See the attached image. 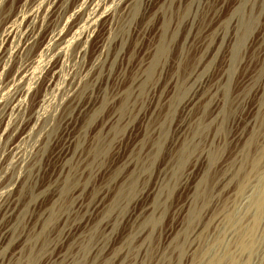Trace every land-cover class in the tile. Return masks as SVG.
Segmentation results:
<instances>
[{
	"label": "rangeland",
	"instance_id": "obj_1",
	"mask_svg": "<svg viewBox=\"0 0 264 264\" xmlns=\"http://www.w3.org/2000/svg\"><path fill=\"white\" fill-rule=\"evenodd\" d=\"M46 1L0 0L1 92L13 89L19 69L29 71L23 84L29 93L19 97L23 106L17 108L9 98L10 109L0 113V195L14 188L21 208L13 219V243L1 260L7 263L19 237L28 235L30 242L18 252L34 255L33 264L64 259L71 264H160L171 236L197 235L199 230L200 239L209 241L229 231L232 216L242 224L236 229L246 225L241 217L247 193L253 189L257 194L264 178V0H136L83 39L79 36L88 27L89 14L103 0H93L81 13L74 9L80 0H59L58 14L31 18L35 11L43 12ZM14 24L21 33H39L29 54L11 55L20 34L4 42ZM59 31L70 33L60 61L55 52L46 57L41 50ZM211 37L218 39L208 51ZM205 40L202 50L199 43ZM79 45L82 52L76 50ZM163 47L151 78L140 85L138 77L147 75L148 64ZM116 49L121 58L113 61ZM106 55L109 76L100 67L93 69ZM48 58L57 64L56 74L50 84L45 75L35 84L34 75ZM199 75L217 89L216 113L206 103L187 113L181 110ZM72 82L83 84L78 110L67 98ZM123 100L128 108L120 112ZM182 126L187 131H179ZM195 126L201 131L194 135ZM67 149L69 156L63 159ZM202 153L210 159L198 162ZM259 222L257 263L264 258V217ZM70 228L79 229L74 238L80 241L64 238ZM95 246L98 253L91 251ZM121 249L125 254L113 263Z\"/></svg>",
	"mask_w": 264,
	"mask_h": 264
},
{
	"label": "bare ground",
	"instance_id": "obj_2",
	"mask_svg": "<svg viewBox=\"0 0 264 264\" xmlns=\"http://www.w3.org/2000/svg\"><path fill=\"white\" fill-rule=\"evenodd\" d=\"M58 1L59 0H48L45 2V6H44V10L43 12L40 11H35V13L31 14L30 17L31 18H35L37 19V17H39L40 15H45L47 17L50 16H54L55 14H58L61 9H62V4L58 5ZM136 0H103V5L98 6V8L96 7L98 5V3H96L97 5L95 6L96 9L91 12L87 18V23H88V27L84 30L81 31V34L79 36L80 39H83L85 37H87L89 34L93 33L95 31V29L97 28V26L103 22V24H108L110 22H112V18L114 15V12L116 10L120 11H126L125 9H130V7L132 8L133 4L135 3ZM93 0H80L76 6V13H81L84 10H87L90 5L92 4ZM99 2V1H98ZM102 2V1H100ZM95 5V3H94ZM93 5V6H94ZM92 6V7H93ZM42 8V7H41ZM40 9V8H39ZM93 9V8H91ZM90 9V10H91ZM89 10V11H90ZM117 12V11H116ZM118 12V13H119ZM86 13V12H85ZM88 14V13H87ZM83 16V15H82ZM115 16V15H114ZM39 19V18H38ZM115 19V17L113 18ZM114 23V22H113ZM16 24L12 25L8 30L7 33L4 36V42L14 39L18 34H20V40H18V44L15 43V47H13L14 49L11 51V55L13 57H19L22 55H26L27 53L29 54V51L34 47V45L36 44V42L38 41V37H39V33L37 31H35L34 29L32 30H27L26 32H22L21 33V27H17L15 26ZM111 25V24H110ZM191 29V28H190ZM237 31V30H236ZM192 32V31H191ZM69 32L64 33L63 31H59V32H54L50 37L49 40L47 42V44L43 45L41 47V50L43 48V54L47 56H49L52 52H55V57L58 59V61H60L63 56H64V49L63 48L67 37L69 36ZM72 35V34H71ZM76 35V34H75ZM74 35V36H75ZM219 35V34H218ZM216 35V36H218ZM18 36V38H19ZM197 35L195 34L194 37H196ZM214 36V37H216ZM192 39V42H196V38ZM213 37V36H212ZM211 37V38H212ZM221 37V36H219ZM78 38V39H79ZM107 38V37H106ZM205 39V38H204ZM203 39V40H204ZM208 39V38H207ZM214 39V38H212ZM218 38H215L214 40L210 41L209 45L207 44L206 40L205 42H200L199 44L201 45L202 50L206 48L208 51H210V49L215 48L216 44L215 42H217ZM228 39V38H227ZM108 40V39H107ZM187 40H189V38H187ZM191 40V39H190ZM210 40V39H209ZM119 41V40H118ZM198 41V40H197ZM13 42V41H12ZM15 42V40H14ZM188 42V41H187ZM223 42V41H222ZM68 43V42H67ZM66 43V44H67ZM115 43V42H114ZM119 43V42H116ZM115 43V44H116ZM198 43V42H197ZM219 43V42H218ZM194 44V43H193ZM219 44H222L221 42ZM225 44V43H224ZM229 44V43H228ZM117 47H119V44ZM163 45V44H162ZM161 45V46H162ZM236 45V44H235ZM67 46V45H66ZM122 46V45H121ZM165 46V45H163ZM218 46V44H217ZM220 46V45H219ZM238 46V45H237ZM236 46V47H237ZM106 46L103 45V49H105ZM115 47V46H114ZM166 47V46H165ZM81 45H79L77 49H79L80 52H82L83 49H81ZM218 49V47H216ZM161 49V50H160ZM158 49L159 52L156 53L155 55V59L152 60V63H149L147 69L144 70L147 71L148 73L145 77V75H142L141 77L139 76L138 78H140L139 83L140 85H142V83L146 86V81L149 80L152 76V67L153 65L162 58L163 52H164V47ZM206 49V50H207ZM220 49V48H219ZM117 50V49H116ZM119 50V49H118ZM116 51L117 53L115 54V57L112 59L113 61L116 60H120L121 58V53L120 51ZM157 50V51H158ZM215 50V49H214ZM232 50V48H231ZM78 51V50H77ZM79 52V53H80ZM103 52V51H102ZM204 52V51H203ZM217 52V51H216ZM40 53V51H39ZM215 53V52H214ZM235 54V53H234ZM42 55V54H41ZM44 55V56H45ZM54 55V54H52ZM103 55V53H102ZM105 55V54H104ZM113 55V54H112ZM154 55V54H153ZM210 55V53H209ZM205 56V55H204ZM208 56V55H207ZM206 56V57H207ZM50 57V56H49ZM52 57V56H51ZM54 57V56H53ZM2 59V56L0 57ZM12 58V57H11ZM154 58V57H152ZM157 58V59H156ZM159 58V59H158ZM46 59V58H45ZM49 59V58H48ZM52 59V58H51ZM56 59V60H57ZM110 56L106 55L105 60L102 62L100 59V63L98 64V66H96L95 68H93L95 71H97L98 67H100V73L102 74H106L109 76L110 72H112V67L111 69H109L108 71L105 69V64L107 62H109ZM122 59H124V57H122ZM205 59V58H203ZM202 59V60H203ZM206 60V59H205ZM204 60V61H205ZM41 61V60H40ZM160 61V60H159ZM151 62V61H150ZM202 63V62H200ZM28 65V64H26ZM56 63L55 64H51V60L49 59L48 61L46 60V62L44 63V65L42 66V70L38 75H34L35 77V84H37V82L39 81V79L41 78L42 75H45L46 79H47V84H50L53 77L55 76L54 74H56ZM145 65V64H144ZM200 65V64H199ZM204 65V64H202ZM59 66V65H58ZM201 66V65H200ZM203 67V66H202ZM36 68V67H35ZM28 68L26 67H22L21 69L18 70V78L16 79V81L13 83V89H8V91H3L1 92L0 90V113L2 112V114L4 115L6 113V111L8 109H10V105L7 102V100L10 98L11 101L16 104L17 108L22 107V100H19L21 98V96L28 94V90L26 88H23V84L28 77ZM142 69V68H141ZM201 70V69H200ZM39 71V70H38ZM99 71V70H98ZM198 71V70H197ZM32 73V72H31ZM99 73V74H100ZM146 73V72H145ZM198 73V72H197ZM101 74V77H102ZM138 74V73H137ZM196 74V73H195ZM103 75V76H104ZM197 75V74H196ZM203 75V74H202ZM201 75V76H202ZM53 76V77H52ZM96 75L94 74L93 77H95ZM98 76V75H97ZM107 76V77H108ZM200 76V75H199ZM200 76V77H201ZM33 77V76H32ZM43 77V76H42ZM197 77V78H196ZM205 77V76H204ZM196 78V79H195ZM45 79V80H46ZM97 79V77H96ZM109 79V78H108ZM192 79V78H191ZM92 80V79H91ZM95 80V78H94ZM92 80V81H94ZM107 80V79H106ZM193 82L189 88L188 93H186L183 101H181V110L183 113H187L190 112V110L197 104H204L206 103L207 106L211 107V109L213 110V113H216L217 109L219 108L218 104L215 103V98L217 96V89L210 85L209 81L206 78H202L199 80L198 76H194L193 77ZM98 81V79L96 81H94L93 83L95 84ZM106 82V81H105ZM10 83V82H9ZM26 83V82H25ZM31 83V82H30ZM92 83V82H91ZM92 83V84H93ZM139 83H136L139 86ZM71 84V82H70ZM135 84V85H136ZM83 84L81 82H72V89H70L67 98L69 100V105H71L70 107H74V109L78 110L80 107V102L78 100L79 98V93L82 92V86ZM90 85V84H89ZM108 86V85H107ZM106 85L104 86L105 92L106 93V89L108 88ZM153 86V85H152ZM15 87V88H14ZM49 87V86H48ZM70 87V86H69ZM95 87V86H94ZM7 89V87H6ZM62 89V88H61ZM94 89V88H93ZM103 89V87L101 88ZM156 89V88H155ZM145 90V89H144ZM188 90V89H187ZM94 91V90H93ZM108 91V90H107ZM84 93V92H83ZM108 93V92H107ZM156 93V92H155ZM64 94V93H63ZM116 94V93H115ZM119 94V93H117ZM116 94V95H117ZM128 94V93H127ZM115 95V96H116ZM82 96V95H81ZM104 96V95H103ZM125 97V95H124ZM155 97V96H154ZM182 97V96H181ZM23 98V97H22ZM105 98V97H104ZM43 99V98H42ZM107 99V97H106ZM118 99V98H117ZM158 100V99H157ZM98 101V100H97ZM127 101V99H126ZM220 101V100H219ZM82 102V101H81ZM24 103V102H23ZM43 103V102H42ZM45 103V102H44ZM68 103V102H67ZM88 103V102H87ZM82 104V103H81ZM105 101L102 100L101 104L99 103L100 106H104ZM119 104V103H118ZM151 104V103H150ZM85 105V104H84ZM220 105V103H219ZM15 106V105H13ZM119 110L120 112H123L126 107H127V103L123 100L122 104L119 105ZM134 106V105H133ZM15 107V108H16ZM97 107V106H96ZM99 107V106H98ZM196 107V106H195ZM218 107V108H217ZM13 108V109H15ZM128 108V107H127ZM136 108V107H135ZM67 110V109H66ZM84 110V109H83ZM220 110V109H219ZM134 111V110H133ZM192 111V110H191ZM126 112V111H125ZM116 114H118V112H115ZM153 113V112H152ZM212 113V115H213ZM0 114V115H2ZM67 114V113H66ZM115 114V116H116ZM113 116V115H112ZM120 116V115H119ZM139 116V115H138ZM187 116V115H186ZM189 116V115H188ZM67 117V116H66ZM65 117V118H66ZM118 118V117H117ZM121 118V117H120ZM217 118V117H216ZM64 119V118H62ZM119 119V118H118ZM117 119V120H118ZM72 120V119H71ZM112 120V118H111ZM215 120V119H214ZM70 121V120H69ZM119 121V120H118ZM168 121V120H167ZM67 122V121H66ZM111 123V121H109ZM117 122V121H116ZM121 123V122H120ZM185 123V122H184ZM186 124V123H185ZM115 125V124H114ZM121 125V124H120ZM182 125V124H181ZM69 126V124H68ZM118 126V125H117ZM128 126V125H127ZM200 126V125H199ZM116 127V126H115ZM123 128V127H122ZM121 128V129H122ZM126 128V127H125ZM204 128V127H203ZM66 129V128H65ZM128 129V128H127ZM188 128L186 127H180L179 131H187ZM191 129V128H190ZM195 129V130H194ZM201 128H197L195 126V128H193L194 135L197 134ZM130 130V129H129ZM66 131V130H65ZM116 131V130H115ZM128 131V130H127ZM177 131V129H176ZM190 132V131H189ZM180 133V132H179ZM182 134V132H181ZM186 134V133H185ZM118 135V133H117ZM156 135V134H155ZM188 135V134H186ZM64 136V135H63ZM110 136V135H109ZM179 136V135H178ZM70 137V136H68ZM189 137V135H188ZM67 137H65L66 139ZM109 138V137H107ZM115 138V137H114ZM196 137H193V140ZM62 139V138H61ZM68 139V138H67ZM71 139V138H70ZM181 139V137H180ZM69 141V140H68ZM159 141V140H158ZM58 142V141H57ZM64 142V140L62 141ZM66 142V141H65ZM74 142V141H72ZM71 142V143H72ZM112 142V141H110ZM70 143V142H69ZM187 143V142H185ZM63 144V143H62ZM68 144V142H67ZM73 144V143H72ZM178 144V143H177ZM112 145V144H111ZM187 145V144H186ZM62 146V145H61ZM72 146V145H71ZM74 146V145H73ZM107 146V145H106ZM110 146V145H109ZM191 146V145H190ZM60 147V146H59ZM66 147V146H64ZM69 147V146H68ZM115 147V146H114ZM104 148V146H103ZM62 149V148H61ZM66 149V148H65ZM105 149V148H104ZM107 149V148H106ZM156 149V148H155ZM72 150V149H71ZM183 150V149H182ZM189 150V149H188ZM181 151V150H180ZM57 152V151H56ZM63 152V151H61ZM182 153V152H181ZM186 152L183 151V154H185ZM206 155V156H205ZM69 156L68 153V149L67 151L63 154V159H67V157ZM181 156V155H180ZM213 156V154L211 155ZM58 158V157H57ZM207 158V161L210 159L207 154L202 153L197 160L198 162H202L205 161V159ZM60 159V158H59ZM212 159V158H211ZM134 163V162H133ZM138 163V161H137ZM145 165V163H144ZM137 166V165H136ZM253 166V165H252ZM19 168V167H18ZM139 170V169H138ZM251 173V172H250ZM33 174V173H32ZM254 175V174H253ZM263 175V174H262ZM249 176V175H248ZM251 176V175H250ZM247 178V177H246ZM255 178V177H254ZM258 179V178H257ZM256 179V180H257ZM246 180V179H245ZM255 181V180H254ZM16 183L14 184H18V181H15ZM131 182H132V178H131ZM130 182V183H131ZM247 182V181H246ZM129 183V182H128ZM257 183V182H256ZM9 184V183H8ZM133 184V182H132ZM249 184V183H248ZM254 184V183H252ZM10 185V184H9ZM130 185V184H129ZM240 185V184H239ZM257 185V184H256ZM244 186V185H243ZM246 186H251V185H246ZM24 187V186H23ZM127 187V186H126ZM248 187V188H249ZM261 188L258 190L257 194L253 193V189L249 190L247 194H249V200L248 205L245 206L246 208L245 211L242 213L243 217H241L242 219L246 220L247 222H245L246 225L242 226L241 229L238 230V228L236 229L239 223L241 224V222H239V217H238V222L235 218V216L231 219H229L230 221L228 222L230 225L229 231H224L223 234L215 236L212 240L209 241H205L203 242L201 239V232H199L198 230V234H192L188 232L182 236H174V237H169L167 238V242H166V246H165V250L163 252V254L161 255L160 264H264V258H263V262H259L257 263L256 260V255L259 254V242L255 239V234L257 233V229L259 228V221L264 217V178L262 179V183H261ZM9 188V187H8ZM5 188L4 191L1 193L0 195V263L1 264H13V262H11L14 258L21 260L19 261L21 264H33L34 258L35 256L30 254V255H23V250L18 252V249H20L21 247H24L29 241L28 239V235H26V237L22 236L19 237V242L16 245V251L12 254V257H10L9 261L7 263H5V260H1V257L3 258L4 256H2L4 253H6V251H8L9 247H11L14 239H11L12 235V228H13V223L14 221L18 218V216L20 215V211L21 208L17 207L16 205V198L13 196V189L10 188ZM242 188V187H241ZM245 188V187H244ZM247 188V187H246ZM255 188V187H254ZM2 189V188H1ZM257 189V188H256ZM240 190V189H239ZM239 190H237L239 192ZM248 190V189H247ZM245 191V190H243ZM257 191V190H255ZM242 192V191H241ZM16 193V192H15ZM237 193V192H236ZM238 194V193H237ZM243 194V193H242ZM102 195V194H101ZM103 196V195H102ZM237 196V195H236ZM235 198V197H234ZM236 202V200H235ZM97 203V202H96ZM94 204V203H93ZM99 204V203H97ZM92 208V207H91ZM98 208V207H97ZM96 209V208H95ZM90 211V207L88 209ZM236 210V209H235ZM234 210V212H235ZM97 211V210H96ZM104 211V210H103ZM87 213V212H86ZM134 213V212H133ZM104 214V213H103ZM239 214V213H237ZM241 214V213H240ZM91 215V214H90ZM86 216V215H85ZM89 216V215H88ZM238 216V215H236ZM230 217V215H229ZM15 218V220H13ZM88 218V217H87ZM131 219H133V217H130ZM83 220V219H82ZM90 220H91V216H90ZM128 220V219H127ZM219 220V219H218ZM87 221V220H86ZM85 221V222H86ZM241 221V220H240ZM218 222V221H217ZM89 223V220L86 224ZM227 223V224H228ZM244 223V221H243ZM239 224V225H240ZM89 225V224H88ZM183 225V224H182ZM186 225V224H185ZM184 225V226H185ZM242 225V224H241ZM97 226V225H96ZM192 226V225H191ZM109 227V226H108ZM107 227V228H108ZM228 227V226H227ZM226 227V228H227ZM232 227V228H231ZM235 227V228H234ZM74 228V227H73ZM80 228V227H79ZM182 228V227H181ZM190 228V226H189ZM78 229V228H77ZM100 229V228H99ZM106 229V228H105ZM191 229V228H190ZM79 230V229H78ZM78 230L75 231L74 229H68L66 231V233L63 235L64 238H74L76 235H78ZM81 230V229H80ZM109 230V229H108ZM227 230V229H226ZM42 231V230H41ZM110 231V230H109ZM106 232V231H105ZM83 233V232H82ZM183 233V232H182ZM82 237L84 235H81ZM109 236V235H108ZM31 237V236H30ZM77 237V236H76ZM81 238V237H80ZM78 237V239H75V241H80V239ZM86 238V237H85ZM201 238V239H200ZM82 239V238H81ZM87 239V238H86ZM73 241V239H72ZM85 242V240H84ZM80 243V242H79ZM82 243V241H81ZM101 243H99L98 245H100ZM104 244V243H103ZM84 245V244H83ZM97 245V244H96ZM97 245V246H98ZM102 245V244H101ZM42 248L45 246V244L41 245ZM95 246L94 249H92L91 251H94L96 253H98L100 250L98 249V247ZM48 247V246H47ZM57 247V245H56ZM52 248V247H51ZM99 248H102V246H100ZM23 249V248H21ZM44 249V248H43ZM53 249V248H52ZM51 249V250H52ZM85 249V248H84ZM261 249V248H260ZM50 250V249H49ZM37 252V251H36ZM118 255H116L115 260L113 263H116L115 261L117 259H119V255L121 254L123 256V254H125L124 251L119 250L117 251ZM11 253V252H10ZM32 253V252H31ZM36 254V253H34ZM141 254V253H140ZM79 255V254H78ZM6 256V255H5ZM11 256V255H9ZM109 256V254H107L105 257L107 258ZM115 256V255H114ZM140 256V255H139ZM8 257V256H7ZM18 257V258H17ZM64 257V255L62 256ZM79 257V256H78ZM45 258V257H44ZM137 258V257H136ZM259 257H257L258 260ZM58 260H61V258H57ZM108 259L106 263H108ZM8 260V258L6 259ZM66 259H64L62 261V263H58V264H71L68 261H65ZM50 261L53 262V258H50ZM65 261V262H64ZM113 261V260H112ZM255 262V263H254ZM16 263V262H15ZM50 264V262H48ZM55 263V262H54ZM76 263V262H74ZM18 264V262H17ZM109 264V263H108ZM150 264H156L154 262L151 261Z\"/></svg>",
	"mask_w": 264,
	"mask_h": 264
}]
</instances>
